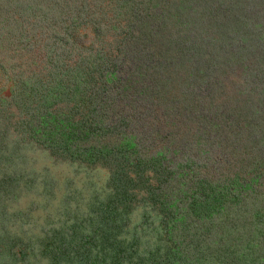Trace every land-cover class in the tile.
<instances>
[{
	"label": "trees",
	"instance_id": "obj_1",
	"mask_svg": "<svg viewBox=\"0 0 264 264\" xmlns=\"http://www.w3.org/2000/svg\"><path fill=\"white\" fill-rule=\"evenodd\" d=\"M39 1L0 0V44L19 46L24 50L21 54L39 45L46 51L49 50L44 48L46 46L62 45L64 50H61L68 53L69 46L83 57L78 56L79 67L78 62L67 65L65 61L54 59L52 56H58V48L52 50L51 55L44 53L36 58L30 55L35 59L32 66H19L18 71H11V93H0L3 120L0 134L11 136L13 142L11 149L6 144L0 149V168L6 158L9 165L5 166L9 173L6 170L5 177H0V264H188L181 257L185 252L192 264H231L228 257L240 255L242 251L241 264H264V249L261 259L255 258L254 253H246V249L254 245L252 237L258 238L260 227H264V157L248 154L249 166L241 164L232 175L227 171L222 182L212 181L201 178L200 173L196 175L198 168L202 169L197 156L211 154L212 148L206 151L204 145L201 146L195 160V156L178 147L166 153L168 144L153 145L152 150L143 147L140 136L133 132L138 122V125L154 123V132L169 128L162 123L160 102L164 95L172 96L170 92L174 94L185 78L191 80L189 87L194 90L207 91L210 96L217 93V101L228 93L227 86L237 80L235 71L240 69L239 62L246 59L245 54L253 44V33L247 41L237 40L236 45L228 49L224 32L214 31L204 16L218 17L221 23L241 22L246 9L251 10L250 17H253V0H189V9L191 4L195 8L188 21H182L178 8L176 16L162 15L161 27H156L157 30L151 27L153 6L141 7L148 0H107L106 5L120 6L119 13L127 12L129 18L123 20L127 26L138 27L124 42L127 54L119 55L117 47L113 50L118 56L107 48L104 30L120 26L109 24L110 18L97 12L98 3L91 6L86 2L79 7L82 11L76 7L63 10L65 16L69 15V10L74 13V18L70 17L74 28L84 22L97 31L88 44L78 41L73 47L69 34H75V29L71 26H64L66 35L55 30L43 32L41 20L47 19H42L36 5ZM259 5L264 6V0ZM202 6L209 7L208 14L200 8ZM90 8H93L92 13ZM75 12L79 15L77 18ZM185 28L192 38L197 67L186 60L192 55L184 49L179 32L174 33ZM156 31L172 33L171 38L184 54L175 52L171 59L159 40L153 42L155 45L151 48L150 43L155 38L151 33ZM134 33L139 39L134 40ZM89 54L94 56L88 57ZM7 66L6 59L1 58L0 70L5 71ZM223 78L227 84H223ZM173 84L176 87H172ZM138 86L144 89L135 100L141 106L136 109L128 101L124 108V98ZM164 89L166 92L161 96ZM217 101L210 100L208 104L214 107ZM224 103L220 107L226 113L227 108L221 106ZM235 106L238 110L237 104ZM245 106L250 104L245 103ZM124 109L130 113L125 121L119 117ZM4 110L7 113H3ZM14 111L16 114H12ZM226 119L231 121V116ZM259 126L261 123L256 127L259 129ZM129 127L131 132L127 131ZM180 129L175 130L180 132ZM214 129L219 134L215 125ZM182 136L180 134L179 139ZM110 137L118 141L111 147L107 143ZM158 137L154 135V143ZM262 139L264 143V136ZM194 144L198 141L194 140ZM34 150L48 151L57 163L70 165L74 173L87 174L97 167L106 170L102 188L85 184L81 191L82 202L78 206L92 219H82L78 210L69 209V203L76 206L78 201L76 197L71 199L73 192L69 185L65 186L63 206L56 203L52 206L51 186L54 185L48 171H41L37 179L32 177L33 170H26L29 164L32 166L26 156ZM168 154L172 159L184 154L175 160L173 170H168L165 164ZM220 159L228 165L229 171L232 164L235 165L229 156L223 159L220 156ZM224 185L228 191L222 195L219 190ZM26 198L28 203L21 208L20 200ZM181 203L185 207H180ZM48 206L58 217L56 224H49L55 227L51 230L52 236L50 234L37 254H28L25 250L29 243L28 238H23L24 233L42 228L37 212L48 213ZM137 216L138 222H133ZM63 221L66 226H61ZM95 225L99 226L94 228ZM58 228L66 231L63 237Z\"/></svg>",
	"mask_w": 264,
	"mask_h": 264
},
{
	"label": "rangeland",
	"instance_id": "obj_2",
	"mask_svg": "<svg viewBox=\"0 0 264 264\" xmlns=\"http://www.w3.org/2000/svg\"><path fill=\"white\" fill-rule=\"evenodd\" d=\"M86 2L88 3V5L91 4V6L95 2L98 3L97 12L106 17H109V24L113 26H120V28L107 27L104 30V39H107V48L109 49L111 54L115 56H118V54H127L124 42L128 38H131L129 36L130 32L137 29L138 27L134 26L133 28H130L129 26H127L123 22L124 19L126 20L127 18H129L127 12L121 10L122 12L119 13L118 9H120V6L116 8L106 5L108 4L107 0H40L36 5L39 7L42 19H47L41 20L43 32L47 33L50 30H55L58 31L60 35H66L63 31L65 25L74 28L73 23L71 24L70 21V17L71 19L74 18V13L72 14V12L69 10V15L65 16V12L63 10L69 8L71 9L72 7H76L77 9L81 10V8L79 7L84 4L86 5ZM260 2L261 0H253L255 10L253 17H250L251 10L246 9L243 12L244 15L242 16L241 22L224 21V23L222 21L221 23L218 17L215 19H209L206 18L207 16H204V19H206V21L210 23V27L214 31H216V29H219V31L222 30V33L224 32V41L226 48L228 49L231 46L234 47L237 40L247 41L250 35L253 33V36L251 37L253 38L251 44H253L248 48L250 51L248 52V54H245L246 59H243L239 62L240 69L238 71H235L237 80L231 82L227 86L226 89L228 93L222 95V99L220 101H217V93L215 92L212 94V96H210L211 93L209 94L207 93V91L194 90V88L189 87L192 84L189 78L184 79L183 85L180 84L177 86V88L174 90V94L170 92L172 96L164 95L166 89L168 90V88L164 89L163 92H161V96H164L162 98V101L160 102L161 112L159 114H161L163 117L162 123H164V125L169 127L170 129L164 128V130L159 129L157 132H154V130L156 129L154 123H145L143 125H138V122L137 125L133 127V132L136 131V134L140 136V141H142L141 145L143 147L148 146L152 150L153 145L168 144L169 148L166 153H170L172 149L178 147L179 149H183L185 152H188L192 156H195V160L201 146L204 145V150L206 151H209L211 150L210 148H212L213 151H211V154L208 153L206 155L197 156L196 161L198 162V166H202V169L198 168L196 175L198 176L200 173L201 178H207L208 180L212 181L217 180L220 182H222L223 176L227 171L230 173V175H232L238 169L237 166H241V164L242 166H249L247 160L251 161V159H249L248 154L264 157V143L262 139V136H264V6H260ZM147 5L153 6L154 9L153 17L151 20V27L154 30H157L156 27L158 26L161 27L162 15H175L176 10L180 8L183 15L182 21L185 22L186 20H189V17L194 12L195 8V5L191 4L189 9V0H148L143 5H141V7L145 8ZM200 8L208 14L209 7L202 6ZM100 9L101 11L99 12ZM89 10L92 13L93 8H90ZM78 16V13L76 14L75 12V18H77ZM95 17L96 14L94 13V18ZM166 23L167 21L164 22V25H166ZM74 29V33L76 35L69 34L72 46H75L78 41L86 42V44H88V42L93 39L94 34L97 33L94 27H92L89 23L84 22H82L81 24H76ZM163 31H156V33H151L152 37H155V40L152 39L150 47L153 48V46L155 45V43L153 42H157V40H159L163 49L168 52V55L171 57V59L173 58L172 54H175V52L177 53V55H181V52L183 53L184 50L178 47L179 45L176 43V41L171 38L173 34H168V32ZM175 32H179V38L181 43L184 44V49L189 50L190 55H192L186 60H190V62L195 65V67H197L199 64H196V60L193 58L196 56H193V49L191 46L192 38L188 35L187 28L183 30H176L174 31V33ZM134 35V40L139 39L136 33H134ZM116 47L117 51L119 52L118 54L113 53V50ZM33 48L34 49L32 51H25L23 54H21L24 50L19 46L15 45L14 47H12L9 44H0V65L1 58H5L8 65L5 69L6 72L2 67L1 68L3 70H0L1 94L7 95L11 93L10 86L13 85L12 80L9 78V76L11 75V71H14V69L15 71H18L19 66H21L22 68L32 66L35 59H31L30 55L34 56L35 58L38 55L40 56V54L44 53H49V55H51V51L58 48V56L55 55L52 57L59 61H65L67 65H73L78 62L79 57H83V55L78 54V51L73 52L72 48L69 49V46H67L68 53L61 50H64V47L62 45H52V47L46 46L44 48L49 49L47 51L41 48V45ZM111 54H109V56H112ZM90 56L94 55L89 54L88 57ZM185 56H187V54ZM242 57H239V59H241ZM39 58L40 57H38V59ZM80 63L81 61L78 62V65ZM123 76L124 75H122V77ZM89 77L90 75L88 76V78ZM115 77L116 79L119 78V74L117 72L115 73ZM80 79L81 78H79V80ZM223 79L225 80V78ZM222 82L223 84L228 83L226 80H222ZM171 86L176 87V84H173ZM165 87H167V85H165ZM232 89H236L238 91L230 92ZM143 90L144 89L140 88V86H138L137 89H133V91L128 94L129 96L124 98V108L125 104L128 101H130L132 107L136 109L141 106L139 105V101L135 102V100L141 97V93H143ZM147 90H151V87H147ZM210 100L217 101V103H214V107H211L208 104ZM225 101L227 102L224 103ZM84 102L85 100L83 99L82 105ZM221 103H224L221 106L224 105L227 108L228 112L225 113L224 109L220 107ZM245 103L250 104V106H245ZM236 104L238 106V110L236 109ZM3 113H7V111L4 110ZM12 114H16V111H14ZM129 114L130 113L126 109H124V111L119 114V117H123L125 121L127 115ZM6 115L9 114H5V116ZM228 115L231 116V121H228L226 119ZM137 118L140 120L142 118V115L140 113L137 114ZM115 121L118 122L117 119ZM2 122L3 120L0 118V124ZM13 123L14 120L12 122V125ZM259 123H261V126H259L260 128L258 129V127L256 126H258ZM214 125L218 128L219 134L215 133L214 130L216 129H214ZM231 127L233 128L231 129ZM179 128H181L180 132H177L175 129ZM127 131L131 132V128H127ZM189 131L192 134H190ZM111 134H113V132ZM156 134H158L159 137L158 140H155L157 142L154 143V135ZM180 134L183 135L181 139H179ZM260 136L261 138L258 140ZM11 140V136L9 138V135L0 134V141L2 142V144H0V149H4V144L9 146L8 149H11L13 147V142ZM194 140L198 141V144H194ZM116 142L118 143V141H113L112 137L107 140V143L110 147L114 146V144H117ZM206 143L208 144L207 146L205 145ZM14 150L15 146L12 151ZM69 152L70 149L67 153ZM183 155L184 154H178L172 159L168 154L165 159L167 169L173 170L176 167L173 166L174 162L176 163L175 160L182 157ZM220 156L222 157V159L224 156H229L230 158H232L235 165L232 164V167L229 166L230 171L227 167L228 165L225 166L223 161L220 159ZM26 157L30 161H32V166L29 164L26 170L29 172H32L33 170V172H35V175L32 176L33 178L38 179L42 174L41 171L43 173L46 170L48 171V178L51 181L52 185H54V187L51 186L52 192H54L52 206H54L55 203L56 205L59 204L63 206L65 186L69 185L71 187V192H73L71 199L74 200V198L76 197L78 200L76 206L73 203H69V209H71V211L73 212L75 210H78L79 214L81 215L80 218L82 219H92L90 215H87L84 212V209L82 207L78 206L82 202L81 191L83 190L85 184H90L102 188L105 184L107 176L105 169L97 167L96 170H93L94 172H88L89 174L74 173V170L71 167H68L70 165L62 162L57 163V160L54 159L46 150H44L43 152L36 150L31 151ZM7 160L8 158L1 161L2 167L0 168V177H5L4 172L6 170L7 173H9V168L5 167L9 166L7 164ZM150 184H154L153 181H150ZM225 186L227 187V185H224L219 190L222 195H225V193L228 191V187L226 188ZM28 198L20 200V204H23L21 208L26 207L28 203V201L26 200ZM65 203L67 204V202ZM182 206L185 207V204L181 203L180 207ZM47 211L49 212H37L39 216V223L41 224L42 228L39 226L37 228H33L31 231L24 233L23 238H28L29 243L28 250H25V252L28 254H37L39 248L47 243L50 234L52 236L51 230L55 227H49V224H56L58 217L53 209L49 210V206ZM44 217L45 220L43 222ZM138 220L139 218L137 216V220L133 222H138ZM66 224L67 223L63 221V225L61 226H66ZM98 226L99 225H95L94 228H97ZM260 228H262V230L258 232L259 237H252V244L254 245L247 248L246 253H254L255 258L260 257L261 259L263 258L262 252L264 249V227L261 226ZM58 230L59 234L63 237L66 231L61 230L60 228H58ZM250 238H248V240ZM29 246H32L31 252L29 251ZM95 246L97 247L96 239ZM139 252L142 251L139 250ZM242 255L243 251L240 255L227 257L231 264H241ZM181 257L185 259L186 263L192 264V261L189 259L188 253H181Z\"/></svg>",
	"mask_w": 264,
	"mask_h": 264
}]
</instances>
